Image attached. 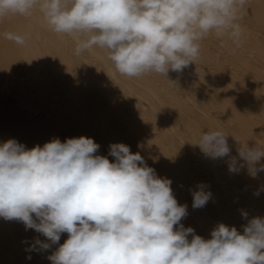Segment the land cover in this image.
I'll return each mask as SVG.
<instances>
[{
    "label": "clouds",
    "instance_id": "1",
    "mask_svg": "<svg viewBox=\"0 0 264 264\" xmlns=\"http://www.w3.org/2000/svg\"><path fill=\"white\" fill-rule=\"evenodd\" d=\"M246 2L0 0V22L39 13L51 31L76 41V55L100 48L123 76L167 78L196 64L209 35L221 48L227 41L240 47ZM2 35L19 46L30 36ZM228 136L208 130L196 145L212 159L229 157ZM99 147L85 136L54 138L31 149L15 139L0 143V218L20 221L46 238L36 239L30 250H47L67 233L48 257L51 264H264V218L250 219L243 234L220 223L205 239L181 223L187 205L178 203L170 179L158 177L126 144L109 146L114 162L97 155ZM238 156L229 158L230 172L245 165L252 176L264 171V164L256 167L264 147L243 145ZM207 188L200 183L190 189L194 209L211 199Z\"/></svg>",
    "mask_w": 264,
    "mask_h": 264
},
{
    "label": "bare ground",
    "instance_id": "2",
    "mask_svg": "<svg viewBox=\"0 0 264 264\" xmlns=\"http://www.w3.org/2000/svg\"><path fill=\"white\" fill-rule=\"evenodd\" d=\"M241 16L240 47L227 41L221 48L209 35L196 64L167 78L123 76L100 48L76 55V41L51 31L39 13L0 22V143L15 139L31 149L85 136L110 162L109 146L126 144L172 181L173 195L187 205L185 228L205 239L220 223L243 234L250 219L264 218V171L252 176L245 165L230 172L228 160H239L243 145L264 147V0H247ZM5 31L30 34L26 46L6 40ZM208 130L229 135V157L202 153L196 143ZM200 183L212 197L194 209L190 189ZM67 238L63 233L49 249L30 250L46 238L0 218V264H51L48 257Z\"/></svg>",
    "mask_w": 264,
    "mask_h": 264
}]
</instances>
